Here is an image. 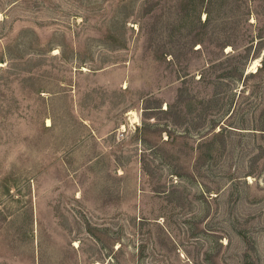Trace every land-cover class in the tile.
<instances>
[{
	"label": "rangeland",
	"instance_id": "374dc122",
	"mask_svg": "<svg viewBox=\"0 0 264 264\" xmlns=\"http://www.w3.org/2000/svg\"><path fill=\"white\" fill-rule=\"evenodd\" d=\"M0 264H264V0H0Z\"/></svg>",
	"mask_w": 264,
	"mask_h": 264
},
{
	"label": "bare ground",
	"instance_id": "6f19581e",
	"mask_svg": "<svg viewBox=\"0 0 264 264\" xmlns=\"http://www.w3.org/2000/svg\"><path fill=\"white\" fill-rule=\"evenodd\" d=\"M255 62L259 63L258 60L256 59ZM255 66V65H254ZM253 69V68H252Z\"/></svg>",
	"mask_w": 264,
	"mask_h": 264
}]
</instances>
